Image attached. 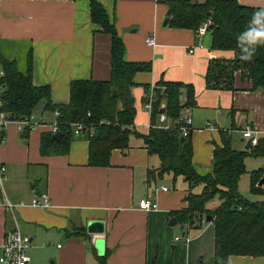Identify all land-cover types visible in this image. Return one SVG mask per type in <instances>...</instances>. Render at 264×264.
<instances>
[{"label":"crops","instance_id":"1","mask_svg":"<svg viewBox=\"0 0 264 264\" xmlns=\"http://www.w3.org/2000/svg\"><path fill=\"white\" fill-rule=\"evenodd\" d=\"M99 1L124 42V57L151 62L149 70L134 74L136 127L146 131L151 124L144 84L163 78L194 87L195 104L183 108L181 115L192 117L186 137L198 172L212 170L221 130L239 149L248 138L242 135L246 124L257 138L264 135V89H252L239 72L234 89L206 86L209 58L233 55L230 49L211 47L208 27L195 32L164 24L168 6L162 0ZM238 1L264 5V0ZM89 10L90 0H0L1 53L14 59L21 71L29 55L33 82L48 84L53 102L68 101L75 78L110 77L111 35L91 20ZM149 35L153 44L147 42ZM44 104L42 100L33 109L28 129H20L15 119L0 129V161L6 166V177L0 179V243L15 216L31 237L26 250L31 264H98L106 250V264H213L212 220L204 218L198 226L169 222L171 211L186 204L187 182L178 176L182 184L171 188L166 179L175 182L178 177L167 173L147 183V170L157 167L160 158L148 152L141 137L131 136L126 149L113 148L108 165H89L88 140L78 135L67 153L41 154V134L52 131L56 121L55 111ZM41 193H47L48 206L31 203ZM5 197L15 203L11 215ZM142 198L155 200L157 207H141ZM91 219L103 221V232L87 230ZM179 228L190 234L188 241L175 238ZM97 238L103 239L102 249ZM228 264H264V256L231 254Z\"/></svg>","mask_w":264,"mask_h":264},{"label":"trees","instance_id":"2","mask_svg":"<svg viewBox=\"0 0 264 264\" xmlns=\"http://www.w3.org/2000/svg\"><path fill=\"white\" fill-rule=\"evenodd\" d=\"M168 6V24L187 27L198 32L204 22L211 31V47L230 49V57H210L205 72L208 88L234 89L236 72L251 81L252 89H264V44L256 47L250 60H242L251 50L242 34L249 28H264V5L243 4L238 0H162ZM90 17L100 30L109 32L110 77L105 80L75 78L69 87L66 102H53L48 84L37 85L32 80L31 59L21 71L14 59L0 50L1 108L14 119L30 116L37 104L44 100L45 109L57 110L59 136L53 131L43 132L41 154L67 153L71 141L78 135L88 140L89 165H108L113 148L126 149L131 136L143 139L148 152L158 154L160 164L147 170L150 183L170 173L173 179L181 176L187 182L186 204L171 211L176 220L198 226L207 214L214 228L213 264H228L231 254L264 256V165L249 171V190L260 195L250 199L239 190L240 176L246 171L245 157L264 155V136L258 137L248 149L236 148L232 137L221 130V143H215L212 170L200 173L192 161V143L175 126L161 127L155 123L161 109L170 122L181 115L182 109L195 104L191 83L160 78L153 85L144 84L145 101H151V124L146 131L135 126L136 108L132 94L135 72L149 70L150 61L127 60L125 45L99 0H90ZM210 25V26H209ZM158 117V116H157ZM82 123L79 129L76 123ZM29 126L26 127L28 129ZM217 200V203H215ZM73 233V232H69ZM99 255L98 264H106V256Z\"/></svg>","mask_w":264,"mask_h":264},{"label":"built area","instance_id":"3","mask_svg":"<svg viewBox=\"0 0 264 264\" xmlns=\"http://www.w3.org/2000/svg\"><path fill=\"white\" fill-rule=\"evenodd\" d=\"M209 21H206L203 23L201 28L205 29L207 28V24ZM147 42L149 44H153L155 42L154 36L149 35L147 36ZM2 74V69L0 67V75ZM2 92V86L0 85V129H3L6 124L9 121V114L7 111L1 108V105H3V99L1 97ZM146 106L150 108L151 101L148 99L146 101ZM55 113L57 114V110H55ZM31 116V115H30ZM30 116H25L21 119H17V124L20 129H23L27 126H32L33 122L30 118ZM157 126L161 127H169V126H175L177 127L180 135L186 137L189 135L191 128H192V117L190 114H184L180 115L176 118H174L171 122L169 117L164 111L159 112L158 114V121ZM82 126V123L77 122L76 127L80 130ZM52 131H57V122L55 121L52 125ZM242 135L244 137H251V145L255 144L257 141V137L252 134V127L250 124H246ZM0 134V139H1ZM6 177V166L0 161V179ZM162 188L166 189L165 186ZM31 203L33 205H40V206H48L49 198L47 193H41L38 195H35ZM5 208L7 209V212L11 215L13 213V207L15 205L14 202L10 201L8 198L5 197L4 199ZM139 205L141 207H144L146 209H153L157 207V202L155 200H151L149 198H142L139 200ZM13 219V226L11 228L6 229L4 233V238L2 242L0 243V264H31L30 262V256L27 253V247L30 245L31 237L22 232L18 225V221L15 216L12 217ZM95 239V237H92ZM176 239H182L184 241H188L189 235L183 234L175 236Z\"/></svg>","mask_w":264,"mask_h":264},{"label":"rangeland","instance_id":"4","mask_svg":"<svg viewBox=\"0 0 264 264\" xmlns=\"http://www.w3.org/2000/svg\"><path fill=\"white\" fill-rule=\"evenodd\" d=\"M259 137H261V136H259ZM262 165H264V155L249 154L245 157L246 171L240 176L239 190L243 195L247 196L250 199H259V198H261V196L257 195V194H253L249 190V179H250L249 171L253 168H257V167L262 166ZM181 181H182L181 178L178 177L175 182H173L172 180L169 181L168 179H166L165 183L168 186H170L171 188H176V187H180V184H182ZM215 203H217V200H215ZM177 232L179 233L178 235H183L180 228ZM189 236H190V234H189Z\"/></svg>","mask_w":264,"mask_h":264},{"label":"water","instance_id":"5","mask_svg":"<svg viewBox=\"0 0 264 264\" xmlns=\"http://www.w3.org/2000/svg\"><path fill=\"white\" fill-rule=\"evenodd\" d=\"M169 19V16H166L165 19H164V24L168 21ZM210 26V25H209ZM161 111H163V109H161ZM14 117L13 115H10L9 116V120H13ZM26 132V130L24 129V133ZM59 131H55L53 132L52 136L53 138L54 137H58L59 136ZM184 139V136H180V140H183ZM244 139V137H242V140ZM251 146V137H248L247 139H245V144H244V148L247 149ZM211 215L210 214H207L205 216V219L206 220H211ZM170 223H175L176 222V218L175 216H171L170 217ZM87 230L91 233H100V232H103L104 230V223L102 220H96V219H91L87 222ZM96 245L99 249H102L103 248V239L101 238H97L96 239Z\"/></svg>","mask_w":264,"mask_h":264},{"label":"clouds","instance_id":"6","mask_svg":"<svg viewBox=\"0 0 264 264\" xmlns=\"http://www.w3.org/2000/svg\"><path fill=\"white\" fill-rule=\"evenodd\" d=\"M256 14L253 15L252 20H254ZM251 23L249 28L242 34V36L246 37L248 45L251 46V50L247 55H241L240 58L242 60H250L256 50V47L260 44H264V28H252Z\"/></svg>","mask_w":264,"mask_h":264}]
</instances>
